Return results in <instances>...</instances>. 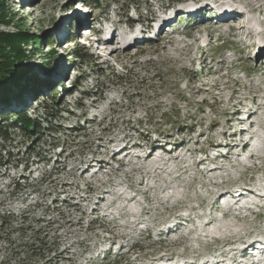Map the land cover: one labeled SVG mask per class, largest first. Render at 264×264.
<instances>
[{
    "label": "rangeland",
    "instance_id": "obj_1",
    "mask_svg": "<svg viewBox=\"0 0 264 264\" xmlns=\"http://www.w3.org/2000/svg\"><path fill=\"white\" fill-rule=\"evenodd\" d=\"M84 1L4 2L10 24H0V32L23 29L32 36L22 45L26 58L18 62L28 70L23 79L37 74L47 80L40 94L43 103L51 91L65 92L60 108L48 104L54 115L51 122H46L43 106L27 103L29 117L49 127L40 140L33 143L13 128L10 140L0 141V264H163L168 259L191 263L215 258L223 252L221 245L212 238L200 241L202 232L193 231L209 216L235 226L241 233L238 247L248 240L260 245L264 127L259 129L261 138L251 139L254 129L245 125L249 114L245 108H251V122L264 126V24L259 35L247 37L244 50L227 36L209 35L144 66L124 68L116 72L118 77L111 73L121 53L135 55L154 42L147 38L162 21H169L166 31L173 32L189 15L220 13L223 4L241 8L249 0H95L92 6ZM263 5L264 1L253 6L264 13ZM96 27L99 36L90 37V28ZM134 35L142 42L121 51L110 47L117 40L126 45L124 40ZM80 46L91 55L84 64L72 56ZM101 91V97L94 96ZM9 99L11 104L0 105V113L18 110L13 97ZM243 127L248 130L241 135ZM237 138L255 145L234 148L231 144ZM157 144L171 147L155 156L178 158L176 164L188 166L169 191L177 188L175 192L180 190L187 198L170 210L160 208L155 191L145 193L149 185L161 183L150 179L140 185V175L129 174L140 163L131 157L152 153ZM123 147L134 153L126 155ZM254 153L259 155L255 159ZM239 187L256 192L248 190L252 197L249 204L245 201L247 211L237 206L244 196L235 200L232 194ZM223 190L232 191L226 196L231 198L219 199L224 198ZM123 191L131 195L141 191L132 204L138 215H145L141 223L139 217L121 221L123 204L115 194ZM113 201L114 209L106 212ZM203 202L205 206L196 211L199 217L177 220ZM229 204L234 206L231 214ZM225 255L234 256L236 264L264 258L256 251L249 259L245 252Z\"/></svg>",
    "mask_w": 264,
    "mask_h": 264
},
{
    "label": "bare ground",
    "instance_id": "obj_2",
    "mask_svg": "<svg viewBox=\"0 0 264 264\" xmlns=\"http://www.w3.org/2000/svg\"><path fill=\"white\" fill-rule=\"evenodd\" d=\"M254 3H257V0L254 2ZM220 7V13H224V14H227L229 13L230 15H226V16H223L222 18H218L214 21H217V22H232L233 24L235 25H238V29H245L246 26L244 24H242V22H238L237 19L240 18L241 16V9L238 8V7H233L232 5H229V4H223ZM253 9L255 10L256 13L260 12L259 9L257 7H253ZM202 21H205L204 24L200 25V26H197L196 28H200V27H205V26H209V24L212 23V19H203ZM165 24L169 23V21H164ZM163 23V24H164ZM174 31H182L183 30V27H176L173 29ZM188 32V31H186ZM177 34V33H176ZM246 34V32H244V35ZM202 35V34H201ZM248 35H252V33H249ZM206 37V36H204ZM167 38H170V37H167ZM154 39V38H152ZM142 39L140 37H136L135 35L132 36L131 38H128V39H125L124 42L126 43V45H124L122 42H117L115 43V45H110V47H114L115 48V51H118L117 49H121V45L123 44V47H130L132 46L133 44H136V43H139V42H142L141 41ZM152 44H155V41L152 42ZM246 44V43H245ZM158 45V43L156 45H145L144 48H143V51L145 49H153L155 48L156 46ZM179 46V45H177ZM122 47V48H123ZM263 51V48H261V52ZM170 52V51H169ZM133 53V52H132ZM136 53H139V52H136ZM122 55H129L130 53L128 52H123L121 53ZM262 54V53H261ZM260 54V55H261ZM165 53L162 55L164 56ZM158 57H161V56H158ZM148 61V60H147ZM146 61V62H147ZM120 68H125V66H120ZM256 103V102H255ZM248 113L250 114L247 118V121L245 122V125L246 127H249L250 129H254L252 131L250 135L251 139H254L255 138H261V135L259 134V129L263 128L264 126H262L260 123H253L251 122V117L253 115L252 114V111L250 110L251 108H249V106H246L245 108ZM235 113L238 114V109L235 110ZM256 128L257 131L255 130ZM246 130H248L247 128L243 127L240 131V134L243 135L246 133ZM228 134V132H225V135ZM248 136V135H247ZM250 139V140H251ZM248 142V141H247ZM247 142H243L242 139L240 138H237L235 139V141L231 144L234 148H241L242 146L244 145H247L248 147H251V145L247 144ZM114 144V143H113ZM230 145V144H229ZM246 146V148H247ZM135 147L137 148H142L140 145H136ZM229 147V146H227ZM258 147V146H257ZM232 148V147H231ZM163 149L162 147L161 148H158L156 149L155 151H153L152 153L150 152L149 154H144V155H136V156H132L130 161L134 160V159H139L138 162L139 165L137 164V167H133V169L129 172V174H139L140 175V182H138L140 185H144L145 181L147 180H156L157 182L161 183L160 185H156V184H151L149 185V188L147 190V192L145 193H148V192H154L157 193L156 194V198H157V203H159L161 207L165 208V209H174L173 207L177 206V205H180L181 204V201L184 199V198H187L185 196V193H183L182 195L180 194V190L179 192H175V187H174V193L170 194L169 191L171 189H173V184H175L177 182V180H181V174L182 173L183 175L186 174V169L188 168V166H181V165H178L176 164V159L178 158H164L162 155H157L155 156V152L159 151ZM257 149V148H256ZM259 149V147H258ZM256 151V150H255ZM259 151V150H258ZM116 154V153H115ZM130 154V153H129ZM128 154V155H129ZM259 155L257 153H254L253 155H251V158H256L258 157ZM226 157V156H225ZM183 159V158H182ZM202 162V161H201ZM201 164V163H200ZM217 163L215 162H212V165H216ZM211 171H214L215 169L214 168H211L210 169ZM167 173L171 178H167L164 176V174ZM166 174V175H167ZM155 181V182H156ZM119 184V183H118ZM106 185V184H104ZM103 185V186H104ZM110 185V184H109ZM121 185V184H120ZM129 188L131 189H134V187L131 185L129 186ZM182 188V187H181ZM247 188V187H246ZM245 188V189H246ZM147 189V188H146ZM242 188L239 187V199H241V196H244V199L242 197V200H247V196L248 194H250L248 192V190L252 191L253 194H255L256 192L254 190H251V189H246V190H241ZM259 189V188H258ZM172 191V190H171ZM236 191V189L234 190ZM183 192V191H182ZM181 192V193H182ZM232 193V191H224L220 194V197H224L226 198V196L230 195ZM141 194V191H139V194L137 195H131L129 193H127L126 191H123L121 192L120 194H115L117 197L119 196V200H122V203L123 205L122 206V211H124L123 215L121 216V221L124 220L125 218H130V217H133V218H138L139 217V222L141 223L143 220V218L145 217L144 213L141 214V215H138L139 212H136L135 211V208L132 204L134 203H137V197L138 195ZM144 194V192H143ZM232 194H235V193H232ZM188 195V194H187ZM231 196V195H230ZM183 197V198H182ZM252 197V195H251ZM155 198V199H156ZM104 199V198H103ZM150 199V198H149ZM241 200V201H242ZM249 200V199H248ZM186 201V200H185ZM253 201V200H251ZM121 202V201H120ZM139 202V201H138ZM155 203V202H154ZM156 203V204H157ZM247 204H249V201L246 202ZM155 204V205H156ZM183 204V203H182ZM205 202H203L199 207H193L191 212V214H188L187 217H177V220L179 221H191V217H193V215L195 217H199L197 216L196 214V211L198 209H201L205 206ZM154 205V204H153ZM114 201L111 202L110 206L106 209V212H110L112 209H114ZM120 206V207H121ZM139 207V206H138ZM248 207V206H247ZM153 209H159L158 206L157 207H153ZM162 208V209H163ZM117 209V208H116ZM150 209V208H149ZM180 209V208H179ZM177 209V211L179 210ZM184 209V208H183ZM234 209V206H229V213ZM138 210V209H137ZM227 210V211H228ZM249 210V208H248ZM142 211V210H141ZM157 211V210H156ZM147 212V211H146ZM190 212V211H189ZM151 213V212H149ZM165 213V212H164ZM161 214V213H160ZM231 214V213H230ZM249 214V213H248ZM228 216V213H226L224 215V217H227ZM147 217V216H146ZM138 220V219H137ZM205 224L203 225V227L200 228V226H195L194 230L195 232H202V238L200 239V241H204L205 239L207 238H212L214 239L219 245H221V251L223 250V252L219 253L220 256L218 257H215V258H202L201 260H196V261H193L191 263H182V262H177V263H173V262H170V259L167 260V263H163V264H216L217 262H223V261H226L228 259L229 263H226V264H236V259L234 258V256L232 258H225L229 252H233V254H241V252H245L247 254V258L249 259L250 258V244L252 243V240H248L246 241L245 243L241 244L239 247L237 245H239L240 243V240L241 239V233L239 231H237L233 226L231 227L232 225H228L229 227H227V223L223 222V221H217V220H214L213 218H210V216L206 219V221L204 222ZM178 224V223H177ZM219 225V226H215V225ZM223 224V225H222ZM170 225V224H169ZM160 225L159 224H155L154 227H159ZM134 229V228H133ZM214 229V230H212ZM132 231V230H131ZM136 231V230H135ZM134 233V232H133ZM263 235H264V231H263ZM262 236V235H261ZM260 236V242H262L263 246L259 249V253L262 255H264V236L261 237ZM234 244V245H233ZM231 245H233L231 247L230 250H226V247H230ZM245 249V251H244ZM244 254V253H243ZM241 260V259H240ZM264 262V258L262 260H259V263H263ZM239 264H248V262L246 260H242ZM250 264V263H249ZM252 264V263H251ZM255 264V263H253Z\"/></svg>",
    "mask_w": 264,
    "mask_h": 264
},
{
    "label": "trees",
    "instance_id": "obj_3",
    "mask_svg": "<svg viewBox=\"0 0 264 264\" xmlns=\"http://www.w3.org/2000/svg\"><path fill=\"white\" fill-rule=\"evenodd\" d=\"M92 1L95 0H85L84 4L92 6ZM4 2L5 0H0V24H10V18H8L4 12ZM134 5L137 4L134 3ZM70 6H72V3ZM213 16H216L213 12L201 11L196 15L187 16L186 18L181 19L179 25L186 27L193 24L198 19ZM96 32L98 35L100 34V32ZM160 34L162 36L166 34L165 28L160 32ZM30 40H32V36H30L29 33L23 29H18L14 33L0 32V105H10V96L13 97V101H16L18 105V110L16 111L0 113V141H9V132L13 128L21 130L27 139L33 143L41 139V135L44 134V131L49 130V127L44 128L43 124L37 121V119L29 117V114L25 109L28 102L30 104L35 102L36 106L39 104L40 106H43L46 112V122H51V116H54L49 114L48 104H54L59 108L62 105L60 97L65 92V89H62L61 93L59 89L51 91L47 95L46 99H44L45 103H43L41 101L43 99L40 98L42 95L40 94L47 86V80L39 78L37 74L30 75L29 77H26L25 80L23 79L27 75L28 70L23 69L18 62L26 58L22 45ZM152 42L149 44H152ZM138 50L139 49H136L135 51ZM72 56L81 64L90 61L91 58V55L86 53L83 46H80V48H74L72 50ZM92 64L94 65L93 62ZM144 65L146 64H140L139 66ZM42 71L49 72V69L43 67ZM111 73L114 77H118L116 75V70L113 67L111 68ZM99 89H101L100 86L96 89L97 92ZM94 96L97 98L101 97L102 91Z\"/></svg>",
    "mask_w": 264,
    "mask_h": 264
}]
</instances>
